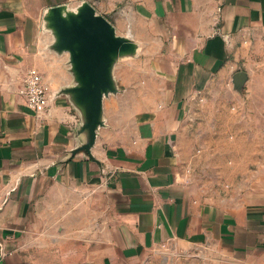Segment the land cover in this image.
Returning <instances> with one entry per match:
<instances>
[{
    "label": "crops",
    "instance_id": "obj_1",
    "mask_svg": "<svg viewBox=\"0 0 264 264\" xmlns=\"http://www.w3.org/2000/svg\"><path fill=\"white\" fill-rule=\"evenodd\" d=\"M66 1L0 0V264H264L263 184L250 186L256 199L207 197L192 165L196 133L186 142L204 99L234 90L238 73L246 84L264 74V0L65 10L91 3L138 45L115 66L119 93L104 99L91 156L74 157L86 135L61 92L75 81L44 29L46 11ZM30 69L49 89L43 114L20 95Z\"/></svg>",
    "mask_w": 264,
    "mask_h": 264
},
{
    "label": "rangeland",
    "instance_id": "obj_2",
    "mask_svg": "<svg viewBox=\"0 0 264 264\" xmlns=\"http://www.w3.org/2000/svg\"><path fill=\"white\" fill-rule=\"evenodd\" d=\"M81 3L70 0L64 5L77 8ZM118 13L108 12L114 20H118ZM46 33L52 45L53 36ZM254 78L259 80L245 84L242 91L224 88L216 97L204 99L194 115L186 142H192L196 133V161L192 165L196 186L207 197L256 199V194L249 193L250 186H264V178H256L264 165V74Z\"/></svg>",
    "mask_w": 264,
    "mask_h": 264
},
{
    "label": "water",
    "instance_id": "obj_3",
    "mask_svg": "<svg viewBox=\"0 0 264 264\" xmlns=\"http://www.w3.org/2000/svg\"><path fill=\"white\" fill-rule=\"evenodd\" d=\"M68 6L49 8L44 16V29L53 36L50 49L69 56L75 84L62 90L82 116L80 134L86 143L71 153L91 156L98 130L105 126L104 99L119 93L114 69L119 61L138 55V45L130 38L119 36L113 24L97 13L91 3L83 2L77 13H67ZM248 76L234 77L235 89L243 90Z\"/></svg>",
    "mask_w": 264,
    "mask_h": 264
},
{
    "label": "built area",
    "instance_id": "obj_4",
    "mask_svg": "<svg viewBox=\"0 0 264 264\" xmlns=\"http://www.w3.org/2000/svg\"><path fill=\"white\" fill-rule=\"evenodd\" d=\"M20 95L24 97L28 107L38 114L48 110L50 94L43 75L37 69H30L25 77Z\"/></svg>",
    "mask_w": 264,
    "mask_h": 264
}]
</instances>
